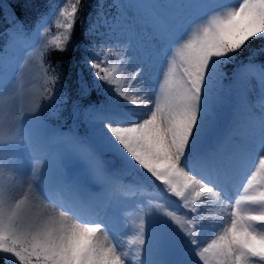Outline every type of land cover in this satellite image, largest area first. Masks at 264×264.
Listing matches in <instances>:
<instances>
[{"label":"rangeland","instance_id":"1","mask_svg":"<svg viewBox=\"0 0 264 264\" xmlns=\"http://www.w3.org/2000/svg\"><path fill=\"white\" fill-rule=\"evenodd\" d=\"M239 2L242 0H119L122 14L114 32L126 42H115L118 43L116 46L121 45L120 50L113 53L116 62L111 64L116 83L111 84L103 101L82 99L74 104L72 109L76 120L69 121L70 124L63 120L67 115L62 114L58 102L60 95L46 87L41 61L47 46L54 45L52 42L62 37L65 30L60 25L64 23V17L60 13L69 7L53 1L48 16L45 15L37 27L27 21L22 24L25 33L9 28L0 33V192L10 199H19L28 193L42 210L57 215L65 208L51 203L45 190L66 185L71 193L84 195L89 189H98L104 178L112 175L116 180L133 186L130 192L124 193L127 198L122 202L117 198L107 203L103 209L104 215L88 218L72 215L76 223L102 222L108 231L102 227L97 239L105 246L111 244L117 247L119 253L125 250H121L120 244H125L124 248L127 245L123 255L125 264H128L130 253L136 247L139 264H203L195 256V246L189 244L187 233L192 225L188 221L198 217L201 223L197 225L199 232L205 227L212 231L209 225L215 222L219 224L216 233L220 235L231 221L236 200L246 194L247 179L259 167L256 160V168L244 167L246 172H241L236 189L243 195H236V192L229 194L222 187L224 184L218 183L220 177L217 179L216 174L212 173L217 165L222 166L221 155L232 157V152H235L239 157L246 158L247 151L257 149L264 136V83L259 72L264 68V58L243 64L250 70L238 76L241 66L230 86L222 85V71L214 84V100L196 146L207 147L209 153L214 150L218 164L208 167L201 164L197 170L189 169L197 178L216 179V186L207 183L202 187L204 197H198L196 193H191L186 199L177 197L167 184L157 180L126 153L112 146L101 118L110 114L108 117L134 119L141 113L150 114L147 109H136L130 104L131 99H124L115 91L119 88L126 92L123 79L131 68L129 60L140 55L141 64L136 66V62L133 63L136 71L145 65L142 62L151 58L154 47L166 48L177 31L185 28L182 38L171 48L167 58L162 54L157 60L148 95V99L155 101L166 86L169 72L174 69L176 80L182 73L176 48L190 39L200 25L207 23L212 16L227 12ZM193 4L198 7H192ZM193 20L195 23L188 26ZM150 21H153V26ZM50 27H55L57 31L48 33ZM154 29L156 31L153 32ZM70 44L72 40L69 36L64 47ZM117 111L120 113L117 114ZM50 115L55 121L59 118L60 122L50 123L46 119ZM30 143L41 148L34 156L36 159ZM105 151L117 152L122 166L112 167L111 159L103 156ZM181 166L188 170L186 164ZM261 183H264V176L257 174L249 191L258 194ZM208 187L226 202L223 208L226 214L220 223L209 201L212 193L206 191ZM240 207L252 206L241 202ZM141 238L144 244L139 243ZM0 255L4 256V264H18L14 258Z\"/></svg>","mask_w":264,"mask_h":264},{"label":"snow or ice","instance_id":"2","mask_svg":"<svg viewBox=\"0 0 264 264\" xmlns=\"http://www.w3.org/2000/svg\"><path fill=\"white\" fill-rule=\"evenodd\" d=\"M79 3L80 0H76L70 5V10L65 8L61 11L64 23L60 26L65 31L62 37L52 42L56 48L63 50L69 41ZM192 7L198 5L193 4ZM184 30L180 28L167 43L163 53L165 59L182 38ZM253 38H264V0H242L227 12L214 15L200 25L190 39L176 48L182 70L179 80L175 79L173 69L158 99L130 100L136 109H147L150 114L141 113L134 119L101 118L112 146L167 184L177 197L186 199L185 192L189 186L205 187L207 183L216 186V179L197 178L181 165L186 164L189 155L197 158L194 148L214 100L213 88L221 76V66L231 61ZM127 51L131 55L129 47ZM91 67L97 70L95 75L99 80L116 83L109 79L107 70L102 69L99 63H92ZM249 70L248 66H242L238 76ZM102 71L105 75H101ZM140 72L138 68L131 80H136ZM259 72L264 83V68ZM115 91L128 99L126 92L119 88ZM199 159L203 167L218 164L212 156ZM243 166L256 168V173L247 179L246 194L236 200L231 221L223 232L207 246L198 245L196 237L200 234L197 229L200 220L197 217L188 221L192 225L187 233L188 239L195 246V256L203 264H264V183L260 184L258 194L249 191L257 174L264 176V136L257 149L247 151ZM206 191L212 192V188L208 187ZM196 195L199 197L204 193L197 192ZM241 202L252 207L241 208ZM72 215L68 207L57 215L49 214L28 193L22 198L10 199L0 192V254L14 258L18 264H125L117 247L105 246L97 239L102 227L108 231L102 222L76 223ZM139 243L144 244V240L141 238Z\"/></svg>","mask_w":264,"mask_h":264},{"label":"trees","instance_id":"3","mask_svg":"<svg viewBox=\"0 0 264 264\" xmlns=\"http://www.w3.org/2000/svg\"><path fill=\"white\" fill-rule=\"evenodd\" d=\"M53 1L65 3L69 8L71 4L76 3V0H0V33L8 28L25 33L22 24L27 21L37 27L45 15L48 16ZM118 1L80 0L74 18V28L70 32L72 44L65 46L63 50L50 44L42 55V69L45 75L43 80L50 92H57L60 95L61 100L58 99V102L62 114L67 115L66 119L65 117L63 119L65 122L76 120L72 109L74 104L82 99L103 101V96L111 88L107 81L99 80L95 75L97 70L92 68L91 64L99 63L102 69L107 70L109 79L113 80L111 64L116 62L113 53L120 50L121 46H116L118 43L115 42H126L122 36L118 37L114 32L115 24L122 14ZM56 31L55 27L48 29V33ZM258 58H264V38H253L233 56L231 61L221 66L222 85L230 86L234 82L237 70L243 64ZM101 75H105V72L102 71ZM46 117L50 123L60 122L59 118L55 121L51 115ZM103 156L111 159L112 167H121L117 152L105 151ZM2 257L4 259V256L0 255V264H4L5 261Z\"/></svg>","mask_w":264,"mask_h":264},{"label":"bare ground","instance_id":"4","mask_svg":"<svg viewBox=\"0 0 264 264\" xmlns=\"http://www.w3.org/2000/svg\"><path fill=\"white\" fill-rule=\"evenodd\" d=\"M150 23L153 26L154 24L153 21H150ZM154 31H156V29H154L153 32ZM161 49L158 46L154 47L152 54H151V58H149V60L146 59L147 61H144L143 59L144 62L142 63L145 65L143 67L141 66V68L138 67L139 69H141V72H140V75L137 76V79L134 81L131 80L132 75H134L133 73L134 72L136 73L135 68H133L135 64L133 65V63L136 62V66H138L139 64H141L139 63L141 62V58L139 57L140 55L139 56L137 55L136 58L129 60V64L131 65L130 67L132 69L131 68L128 69V72L125 74L124 79H123V87L126 90L128 99H132V98L148 99L150 87H151L152 81L155 76L154 69L157 68L156 67L158 63L157 60L159 59V56L162 55L164 51L166 50L164 46ZM158 66H161V65H158ZM119 113L120 112L117 111V114ZM131 114L134 115L133 112H131ZM109 115L110 114H107V116ZM34 147L35 146L30 143V148H31V151L33 152V157L36 155L38 151L41 150L40 147H37V146L35 148ZM194 153L196 154L197 158H194L192 155H189L186 157V165L188 166V170L189 169L197 170V168L201 165L199 158L212 156V157H215L216 160H218V157L214 155V150L212 153H209L207 147L201 148L200 146H195ZM34 159L36 158L34 157ZM245 159L246 158H243L241 156L239 157L238 154L236 155L235 152H232V157H230L229 155H221L222 166L217 165L216 168H214L212 171L214 175L216 174L217 179L220 177V179L218 180V183L220 184L223 183L224 185L223 186L221 185V186L224 187V189H226L229 192V194L236 192V195L237 194L243 195L242 193H239V191H237L236 183L238 181V178L241 172L243 170H245L246 172V168H244L243 166ZM132 188H133L132 185L127 184L123 181H118L115 178H113L112 175H108L101 182L98 189L96 190L89 189L84 195H80L78 193H71L70 189H68L66 185H62L59 188L57 186L56 188L45 190L44 193L49 197V199L51 200V203L54 202L56 205H62L64 208L65 207L70 208L74 216H79L81 218H88V217H93L97 215H104L105 212H103V209L105 205H107V203H110L111 201L117 198H119V201L121 202L124 201L127 198V196L124 193L130 192ZM203 190L204 189L202 187L193 188L192 186H189V189L185 192V196L188 198L191 195V193H197V192L203 193ZM210 193L212 194H211V198L209 201H211L213 211L216 212L217 216L219 217L217 221H219L220 223V220L224 219V216L226 214L223 209L226 202L222 198V196H220V194L215 193L214 191ZM130 197H133V196H130ZM203 200H205V198ZM203 200L201 201L203 202ZM188 205L193 206V204H188ZM91 206L94 207L93 212L89 211V210H92ZM213 225H215V228H213ZM218 225L219 224H216L215 222H213L212 225H209L211 226L210 228L212 231H208V227H205L202 231H200L199 232L200 234L196 237L198 241V245H207V243H210L212 239H215L216 236H218V233H216V231H218L217 230ZM189 244H191V242ZM124 245L125 244H120L121 250H124V249L126 250L127 245H126V248H124ZM125 250L122 251L121 254L124 255ZM134 250L135 251H132L130 253L131 255H130V260H128V264H139L138 247H136Z\"/></svg>","mask_w":264,"mask_h":264}]
</instances>
